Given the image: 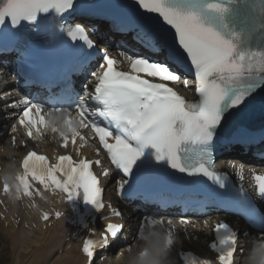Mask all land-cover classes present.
I'll use <instances>...</instances> for the list:
<instances>
[{"label":"snow or ice","instance_id":"6c2138e0","mask_svg":"<svg viewBox=\"0 0 264 264\" xmlns=\"http://www.w3.org/2000/svg\"><path fill=\"white\" fill-rule=\"evenodd\" d=\"M125 7L126 18L113 23L112 30L134 32L133 39L161 59L127 50H119L122 59H118L106 47L97 49L83 24L67 23V17L78 8V0H0V29L8 28L18 41L28 26L46 43L60 44L78 57L67 66L60 94L39 103L16 91L20 99L7 105L23 106L17 123L28 140L39 142L51 137L65 153L52 162L46 155L27 151L20 170L5 175L3 194L15 200L27 197L31 207H38L36 197L48 203L51 194L73 205L74 210L76 202L82 201L96 212L107 206L111 215L121 216L103 199L101 177L112 178V170L103 167V151L120 174L115 186L121 196L136 195L137 184L148 173L170 169L187 177L207 178L224 190L221 204L243 203L248 214L255 217L257 210L243 186L238 190L242 199L234 198L228 175L215 170L213 149L218 129L230 110L244 107L264 93V0L258 8L247 0H130ZM246 10L257 14L250 16ZM90 27L96 31L95 26ZM96 59L99 63L93 70ZM182 68L193 74L196 100H189L177 89L189 83ZM85 73L91 79L82 85L81 94L71 77ZM11 96L5 92L0 99L7 101ZM17 131L14 124L13 147ZM20 143L27 147L25 141ZM86 146L96 159L82 155ZM94 166L102 168L99 175ZM232 167L242 182L244 166L233 163ZM251 176L257 197L264 199V173L253 171ZM52 215L59 219L64 213L42 211L41 218L47 221ZM259 224L264 231V215L259 217ZM202 225L208 228L209 220H203ZM199 226V222L183 216L178 221L168 219L166 224L163 219L148 218L140 226L139 239L146 242L162 232L170 252L178 227L186 232ZM123 229L124 224L109 222L99 238L85 239L81 251L86 264H95L97 250L108 248L110 238H117ZM213 231L215 240L210 247L217 254V264H235L237 231L224 221L215 223ZM254 246L264 251V236ZM133 250L131 246L126 249L127 253ZM145 254L139 253L141 257ZM183 259L184 264H213L191 252L184 253Z\"/></svg>","mask_w":264,"mask_h":264},{"label":"bare ground","instance_id":"6f19581e","mask_svg":"<svg viewBox=\"0 0 264 264\" xmlns=\"http://www.w3.org/2000/svg\"><path fill=\"white\" fill-rule=\"evenodd\" d=\"M9 238L10 251L13 256V261L16 262V264H68V260L71 258L70 251L63 252L61 256L56 255V251L59 249L57 241L53 247L37 250L45 241V234H37L34 235L32 239H26L17 231L12 232ZM196 247L198 251L205 252L204 247L199 245H196ZM21 251L26 252V255L20 254ZM168 259L173 260V257L169 255ZM118 261L121 263L120 259H118Z\"/></svg>","mask_w":264,"mask_h":264},{"label":"clouds","instance_id":"9594fccd","mask_svg":"<svg viewBox=\"0 0 264 264\" xmlns=\"http://www.w3.org/2000/svg\"><path fill=\"white\" fill-rule=\"evenodd\" d=\"M140 252L146 254L141 257ZM168 257L169 251L166 247L165 236L161 232L158 237H151L149 241L143 242L142 245L134 248L133 252L127 253V255L122 250L118 259H120L121 264H171ZM243 264H264V251H258L254 246L245 257Z\"/></svg>","mask_w":264,"mask_h":264}]
</instances>
